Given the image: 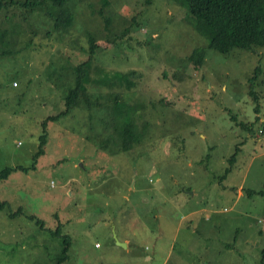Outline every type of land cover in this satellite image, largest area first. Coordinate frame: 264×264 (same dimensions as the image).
<instances>
[{"label": "rangeland", "instance_id": "rangeland-1", "mask_svg": "<svg viewBox=\"0 0 264 264\" xmlns=\"http://www.w3.org/2000/svg\"><path fill=\"white\" fill-rule=\"evenodd\" d=\"M15 1L0 9V172L31 166L41 121L97 48L91 107L48 122L45 154L0 181V264H56L57 227L66 264H264V47L200 66L189 58L207 42L172 0H80L65 31L47 0ZM128 71L136 86L116 103L108 88ZM115 110L146 131L139 143L120 142Z\"/></svg>", "mask_w": 264, "mask_h": 264}, {"label": "trees", "instance_id": "trees-1", "mask_svg": "<svg viewBox=\"0 0 264 264\" xmlns=\"http://www.w3.org/2000/svg\"><path fill=\"white\" fill-rule=\"evenodd\" d=\"M52 6L57 8L58 12L54 20V29L67 30L75 20V5L72 3L80 0H47ZM187 9V12L193 16V28L197 33L206 40V49H196L190 56L189 60L197 65H203L207 53L210 50L217 51L221 54H228L233 50L250 51L254 48L264 47V0H172ZM106 2V1H105ZM18 1L10 0L9 3L0 0V9L3 4H16ZM25 8H33V2L24 1L20 2ZM8 31H0V41L5 39ZM97 48V42L91 41L88 47V59L76 66L72 70L75 75L72 86L68 87L62 101L64 102L63 110L56 114L49 115L41 121V133L38 136L37 151L32 157V164L29 168L7 167L0 172V181L6 179L10 174L15 171L28 173L37 160L45 154V147L47 145V123L58 121L62 116H66L69 112L79 106L82 101L86 103V107L90 108L93 104L90 94L85 88V79L87 77V69L94 61V54ZM261 69L257 66L254 69L253 77L249 80L250 93H253V84ZM120 74V89L117 92H112L113 87H109L108 94H116L114 96L115 102L121 98L126 92H130L136 85L133 77L136 75L134 71ZM163 101V99H160ZM114 110V109H113ZM112 110V112H113ZM120 120L122 122L119 124ZM258 121V117H256ZM113 131H120L119 138L121 141H128L131 145L137 144L140 141V134L146 131H133V117L131 112H122L117 118V110L113 114ZM243 127H245L242 124ZM264 127V123H263ZM130 147L122 149L124 152L129 150ZM234 156L231 157V161ZM230 171V167L224 171L226 176ZM258 194H264V191H258ZM5 203L0 202V206ZM31 218L33 216H30ZM38 223V222H37ZM44 227L43 224H39ZM57 227L51 230L52 234L62 239V248L59 256L55 259L56 264H66L68 260V253L71 247V239L67 234H62ZM261 262L264 263V249L261 250Z\"/></svg>", "mask_w": 264, "mask_h": 264}, {"label": "crops", "instance_id": "crops-1", "mask_svg": "<svg viewBox=\"0 0 264 264\" xmlns=\"http://www.w3.org/2000/svg\"><path fill=\"white\" fill-rule=\"evenodd\" d=\"M260 120L262 121V123H264V118H262ZM259 132H263V131H259ZM123 244H125L126 248H128L129 243L127 241H126V243H123ZM96 246H98V245H96Z\"/></svg>", "mask_w": 264, "mask_h": 264}, {"label": "water", "instance_id": "water-1", "mask_svg": "<svg viewBox=\"0 0 264 264\" xmlns=\"http://www.w3.org/2000/svg\"><path fill=\"white\" fill-rule=\"evenodd\" d=\"M117 245H118L119 247H126L125 244H123V243H119V242H117Z\"/></svg>", "mask_w": 264, "mask_h": 264}, {"label": "built area", "instance_id": "built-area-1", "mask_svg": "<svg viewBox=\"0 0 264 264\" xmlns=\"http://www.w3.org/2000/svg\"><path fill=\"white\" fill-rule=\"evenodd\" d=\"M15 85H17V84L15 83Z\"/></svg>", "mask_w": 264, "mask_h": 264}]
</instances>
